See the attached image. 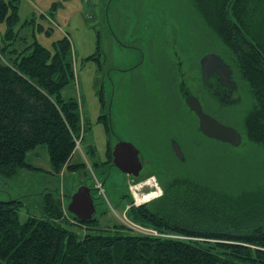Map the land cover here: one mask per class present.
I'll return each instance as SVG.
<instances>
[{
  "label": "trees",
  "instance_id": "trees-1",
  "mask_svg": "<svg viewBox=\"0 0 264 264\" xmlns=\"http://www.w3.org/2000/svg\"><path fill=\"white\" fill-rule=\"evenodd\" d=\"M195 1L249 91L243 131L236 127L249 143L264 148V0ZM18 9V0H0V21L8 23L0 39V174L9 178L20 169L40 168L27 156L42 144L49 149L51 175L63 168L80 172L87 168L73 161L77 140L84 138L80 103L62 93L75 78L70 39L55 41L52 51L35 35H22L31 21L16 29ZM112 148L109 142L103 164ZM230 166L207 177H174L169 170L158 199L132 202L129 217L157 234L126 222L101 227L98 216L82 221L57 188L44 191L42 214L24 221L21 197L0 199V264H264V174L259 180L246 166ZM74 191L67 193L69 201Z\"/></svg>",
  "mask_w": 264,
  "mask_h": 264
},
{
  "label": "rangeland",
  "instance_id": "rangeland-1",
  "mask_svg": "<svg viewBox=\"0 0 264 264\" xmlns=\"http://www.w3.org/2000/svg\"><path fill=\"white\" fill-rule=\"evenodd\" d=\"M18 2L19 20L15 28L22 27L26 20L31 21L23 27L22 35H35L52 51L55 41L64 36L70 39L75 78L62 93L65 98H77L85 126L82 130L84 138L78 139L73 161L86 162L89 175L93 176L85 178L66 168L51 175L48 146L39 145L28 154L27 161L40 168L20 169L9 178L0 174V199L21 197L24 201L20 210L22 221L31 215L42 214L44 191L57 188L67 205V193L86 183L97 187L93 193L101 227L126 222L136 231L158 233L156 229L132 220L127 210L132 202L137 205L148 202L144 196L152 190L163 193L166 181L157 172L134 179L115 166L110 176L98 175L94 163L99 162V170H107L103 161L108 160L109 140L112 145L119 140L139 143L146 156L154 161L158 157L167 163L174 177H184L185 173L207 177L229 162L230 169L240 170L246 166L253 177L262 180L264 148L243 138L239 146L226 147L227 150L220 140L207 138L199 132L197 117L186 112L178 93L176 81L181 76L177 73L174 77L167 67L170 61L178 59L174 53L178 51L183 61L182 69L187 71L186 81L200 95L202 88L198 76L201 71L197 62L200 55L207 51L223 53L230 63L228 48L216 29L201 17L195 0ZM7 28L8 23L0 21V39ZM234 72L243 100L219 111L210 106V111L221 121L243 131L251 101L246 83L236 70ZM203 97L206 96L203 94ZM104 115L110 120L111 135ZM170 136L181 142L184 161L173 154ZM226 170L218 172L222 174ZM161 174L167 176L164 169ZM148 180L152 184L139 186Z\"/></svg>",
  "mask_w": 264,
  "mask_h": 264
},
{
  "label": "water",
  "instance_id": "water-1",
  "mask_svg": "<svg viewBox=\"0 0 264 264\" xmlns=\"http://www.w3.org/2000/svg\"><path fill=\"white\" fill-rule=\"evenodd\" d=\"M213 65H218L216 71H221L225 75L232 76L233 68L228 64L221 54L216 52L206 53L201 58L202 74L207 77ZM231 66V67H230ZM189 94V93H186ZM188 106L197 114L199 118V129L209 138L239 146L243 136L238 128L232 124L225 123L204 110V107L196 95H188L186 98ZM173 147L177 155L184 160V154L177 141L173 142ZM140 148L130 140L117 141L112 150L113 164L122 172L138 175L142 167L139 156ZM92 187L86 183L80 184L71 195L67 204V209L82 221L94 219L97 212L95 197ZM97 189V188H95Z\"/></svg>",
  "mask_w": 264,
  "mask_h": 264
},
{
  "label": "flooded vegetation",
  "instance_id": "flooded-vegetation-1",
  "mask_svg": "<svg viewBox=\"0 0 264 264\" xmlns=\"http://www.w3.org/2000/svg\"><path fill=\"white\" fill-rule=\"evenodd\" d=\"M210 52H212V51H207V52L202 53L200 55V58L197 61L198 67L201 71L200 76H198V78H199L198 81L200 83V87L202 88V94H200V95L198 92L194 91V89L191 87V85L186 81L185 74L187 71L182 69L183 61L181 60V57L178 55L179 54L178 51L174 52L178 59L177 60L174 59L173 62L170 61L169 65L167 66L169 71L173 74L174 77L177 76V73L181 76V78L176 81L177 85H178V93L181 96L183 103H185L186 112H190L197 117L198 125L196 127L198 128L199 132H201L204 136H206V135L199 129V118H198L197 114L186 103V98L188 97V95H192V94L196 95L199 98V100L201 101V103L204 107V110L207 111L208 113L212 114L213 116H215V113L210 111V106L214 110L219 111L220 109H222L223 107H225L229 104H236V103L242 101V94H241L242 92L240 91L241 86H240L238 77L236 76V74L234 72L235 71L234 68L232 69L233 75L228 76V75H225V73H222L221 71H216L219 67H218V65H216V66L213 65V68L210 70L208 76L207 77L203 76L202 67H201V58L206 53H210ZM216 53H219V52H216ZM224 60L228 64H230L226 60V58H224ZM186 93H189V94H186ZM203 94L207 98L203 97ZM109 121L110 120H108V122ZM109 127H110V125H109ZM110 131H111V129L109 128V132ZM111 134H112V132H110V135ZM207 138H209V137H207ZM174 141H177L179 143L181 149H182L181 142L175 136H170V146L172 148L173 154L175 155L176 158L179 159V156L177 155V153L173 147ZM109 142L112 143L111 140H109ZM136 145H137V143H136ZM138 145H139V143H138ZM113 146H114V144H113ZM138 147L140 148L139 156H140V160L142 161V167L139 170L138 175L127 174V173H126V175L133 177L134 179H137V178H140V177H142L145 174L150 173V172H155V173L157 172L159 174L161 172V169H164L166 171V174L169 173V168L167 166V163H165L163 160H160L158 157L155 159L156 161H154L153 158L146 156L145 151L142 150L140 145ZM112 150H113V148H112ZM182 152L184 154L183 149H182ZM185 159H186V157H185ZM180 160H182V159H180ZM184 160H182V161H184ZM106 167H107L106 171L101 170V174L103 177L110 176V171L114 167L113 156L110 159V161L107 163ZM76 173H78V172H76ZM79 173L81 174V176H84L85 178L90 176L89 170L86 167L82 168ZM160 175L163 176L162 174H160ZM91 187L94 189L93 186H91ZM76 188H77V186L75 187V190H76ZM93 189H92V192H93Z\"/></svg>",
  "mask_w": 264,
  "mask_h": 264
},
{
  "label": "bare ground",
  "instance_id": "bare-ground-1",
  "mask_svg": "<svg viewBox=\"0 0 264 264\" xmlns=\"http://www.w3.org/2000/svg\"><path fill=\"white\" fill-rule=\"evenodd\" d=\"M81 140V139H80ZM77 145H78V140H77ZM77 147V146H76ZM150 151V150H149ZM156 151V150H155ZM149 154V153H148ZM163 157V156H162ZM186 162V161H185ZM188 162V161H187ZM189 163V162H188ZM191 164V163H190ZM172 165V164H171ZM185 165H187V164H185ZM189 167V166H188ZM258 179V178H257ZM152 184V181H150V180H148V181H146V182H142V183H140V185L139 186H141V187H143L145 184ZM155 184V183H154ZM101 185H103V184H101ZM101 185H98V187H99V189L101 190ZM139 186H137V188L139 187ZM94 187L95 188H97L96 187V185H94ZM131 188H133V187H131ZM135 189V188H134ZM139 190V189H138ZM162 195V193H161V191H159V190H155V191H151V192H149L148 194H146L145 196H144V200H149V201H151V200H153L154 201V199H158V197H160ZM122 232V231H121Z\"/></svg>",
  "mask_w": 264,
  "mask_h": 264
},
{
  "label": "built area",
  "instance_id": "built-area-1",
  "mask_svg": "<svg viewBox=\"0 0 264 264\" xmlns=\"http://www.w3.org/2000/svg\"><path fill=\"white\" fill-rule=\"evenodd\" d=\"M78 143H79V141H78ZM155 234H157V233H155Z\"/></svg>",
  "mask_w": 264,
  "mask_h": 264
},
{
  "label": "crops",
  "instance_id": "crops-1",
  "mask_svg": "<svg viewBox=\"0 0 264 264\" xmlns=\"http://www.w3.org/2000/svg\"><path fill=\"white\" fill-rule=\"evenodd\" d=\"M21 28V27H20Z\"/></svg>",
  "mask_w": 264,
  "mask_h": 264
}]
</instances>
